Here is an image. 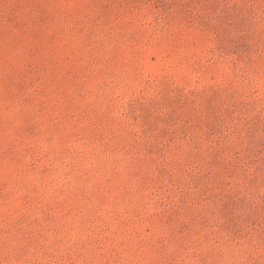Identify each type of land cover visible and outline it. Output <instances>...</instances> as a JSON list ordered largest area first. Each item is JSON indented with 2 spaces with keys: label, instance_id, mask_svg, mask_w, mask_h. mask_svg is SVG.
<instances>
[{
  "label": "rangeland",
  "instance_id": "rangeland-1",
  "mask_svg": "<svg viewBox=\"0 0 264 264\" xmlns=\"http://www.w3.org/2000/svg\"><path fill=\"white\" fill-rule=\"evenodd\" d=\"M0 264H264V0H0Z\"/></svg>",
  "mask_w": 264,
  "mask_h": 264
}]
</instances>
